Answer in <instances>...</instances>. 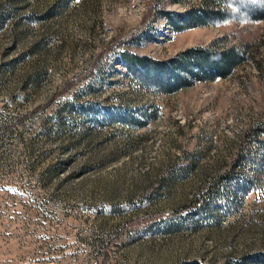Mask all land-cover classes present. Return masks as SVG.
<instances>
[{
	"label": "rangeland",
	"instance_id": "rangeland-1",
	"mask_svg": "<svg viewBox=\"0 0 264 264\" xmlns=\"http://www.w3.org/2000/svg\"><path fill=\"white\" fill-rule=\"evenodd\" d=\"M223 1L0 0V264H264V0ZM233 47L172 92L124 60Z\"/></svg>",
	"mask_w": 264,
	"mask_h": 264
},
{
	"label": "trees",
	"instance_id": "trees-1",
	"mask_svg": "<svg viewBox=\"0 0 264 264\" xmlns=\"http://www.w3.org/2000/svg\"><path fill=\"white\" fill-rule=\"evenodd\" d=\"M224 2L223 0H216ZM168 20L173 26L174 30L181 31L185 28L196 27L200 25H206L222 20L226 17L223 11H213L210 14L205 13L201 16H179L181 20L174 19L169 13L166 14ZM178 17V18H179ZM193 20V22H189ZM196 19V20H195ZM181 21V22H179ZM125 62L129 68H133L136 64L142 69V73H146L148 76L153 77L156 82L154 86L161 88L165 92H172L180 89L181 87L188 85V78L194 77L195 80L209 81L215 78H226L231 76L234 70L244 62V52L236 47L224 50L223 52H212L201 48H192L187 50L181 55V58L177 62H173L171 65H167L165 62H156V65L150 66L146 62V59L138 57H125ZM264 132V123H259L250 129L246 134L249 143L254 137H257L258 132ZM243 148L237 157V161L243 156ZM217 183V182H216ZM201 196L195 199L194 202L185 208L177 210L175 213L181 214L182 212L197 207L202 201ZM174 213V214H175ZM165 216H155L151 219L155 222L160 219H165Z\"/></svg>",
	"mask_w": 264,
	"mask_h": 264
}]
</instances>
